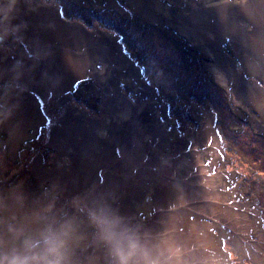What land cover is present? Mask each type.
<instances>
[{
	"label": "rangeland",
	"instance_id": "rangeland-1",
	"mask_svg": "<svg viewBox=\"0 0 264 264\" xmlns=\"http://www.w3.org/2000/svg\"><path fill=\"white\" fill-rule=\"evenodd\" d=\"M261 1L0 0V192L107 204L156 264H264V130L245 99L264 89ZM145 130L171 158L148 164ZM121 160L122 186L101 176Z\"/></svg>",
	"mask_w": 264,
	"mask_h": 264
},
{
	"label": "clouds",
	"instance_id": "clouds-1",
	"mask_svg": "<svg viewBox=\"0 0 264 264\" xmlns=\"http://www.w3.org/2000/svg\"><path fill=\"white\" fill-rule=\"evenodd\" d=\"M0 264H156L140 227L107 204L45 187L0 192Z\"/></svg>",
	"mask_w": 264,
	"mask_h": 264
},
{
	"label": "bare ground",
	"instance_id": "bare-ground-1",
	"mask_svg": "<svg viewBox=\"0 0 264 264\" xmlns=\"http://www.w3.org/2000/svg\"><path fill=\"white\" fill-rule=\"evenodd\" d=\"M250 2H251V0H250ZM257 3H259V1H257ZM261 4H262L261 8H263L262 13L264 14V2L261 1ZM255 13L256 12H254V14ZM255 22H258V21H255ZM246 28H248V27H246ZM255 29H257V31H259V32H261L262 30L264 31V20H263V26L261 28L255 27ZM139 75H140L139 72H137V76H139ZM242 81L245 82L243 78H242ZM247 84L251 85L253 87V90L251 89L250 92L248 91L245 99L253 108L258 109L261 112V116L258 117L260 119L257 118L256 122H257V127L260 130H264V89L262 87H260L257 83H253V82L248 83L247 82ZM240 94H243V93H240ZM240 94L236 92L237 102H239V100L243 99V96ZM151 110H153V109L149 106V111H151ZM163 111H165V110H163ZM158 116H159V112H157L156 116L154 117L156 119L155 121H157V122L155 124L153 122H152V124H151V122L148 124V126L150 128H154L155 125H157V126L160 125V121L158 120ZM164 128H166V127L164 126ZM208 128L210 130V128H211L210 124L208 125ZM105 129H106V127H105ZM112 132L115 135L114 131H110L109 133H112ZM206 135L208 136L209 133H207ZM156 138H157L156 134L153 131H146L145 130V134L138 136V140L136 141L137 147L135 149L139 150V153L145 154L146 155L145 160L148 162V164H151L152 166L156 165V161L158 164L162 160L167 159V157L171 158V155H172L173 149H174L173 147L161 148L159 143L154 142V141H156ZM103 140L104 141L106 140V134L105 133L103 135ZM107 141H109L108 135H107ZM110 143L115 145V137L114 136H111ZM116 143H117V141H116ZM108 144H109V142H108ZM109 147H110V144H109ZM114 154L115 153L112 151V149L110 147V149L108 150V155L111 156V158L113 159ZM154 156H157V158H158L155 162H153ZM97 157H101V156L98 155ZM128 157H129V155L127 157L124 155L125 160H127ZM94 158H96V157H94ZM134 158H135V153H134ZM96 161H97V158H96ZM116 161H118L117 158H116ZM174 163H175V161L171 160L170 165H172ZM109 164L104 163L103 158L101 157V163L97 164L98 165L97 167H95L92 163H90V166L93 169L97 170L96 173H99L100 167H107ZM126 168H127V162L122 163V160H121V162H119L118 171H116L115 167H113V168L107 169V171H109V172H102L101 176H106L108 173H111L110 181L112 183L115 182L116 184H119L120 186H122L123 184H125L128 181L127 180V174L124 177V172H123ZM140 171H141V167H140ZM100 173H101V171H100ZM78 175H79V178H84L83 173L78 172ZM94 178H95V175H94ZM138 181H140V180H138ZM100 189H103V188H100ZM141 192H142V190H141ZM137 197H140V194L137 195ZM113 202H115V201L113 200ZM138 219H140V217L136 216L135 221ZM261 231H262V229H261Z\"/></svg>",
	"mask_w": 264,
	"mask_h": 264
}]
</instances>
